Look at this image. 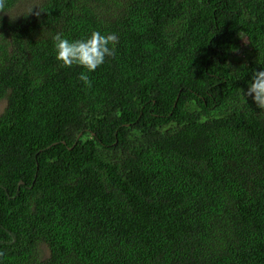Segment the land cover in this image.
<instances>
[{
	"label": "trees",
	"instance_id": "1",
	"mask_svg": "<svg viewBox=\"0 0 264 264\" xmlns=\"http://www.w3.org/2000/svg\"><path fill=\"white\" fill-rule=\"evenodd\" d=\"M261 65L264 0H3L0 264H264Z\"/></svg>",
	"mask_w": 264,
	"mask_h": 264
},
{
	"label": "clouds",
	"instance_id": "2",
	"mask_svg": "<svg viewBox=\"0 0 264 264\" xmlns=\"http://www.w3.org/2000/svg\"><path fill=\"white\" fill-rule=\"evenodd\" d=\"M0 7H3V0H0ZM118 39L115 33L105 34L95 30L80 39H69L57 33L53 37L55 58L62 67L84 69L78 78L87 88H91L93 82L90 74L115 56ZM242 95L246 102L251 98L259 109L264 110V65L252 72L247 91L242 90Z\"/></svg>",
	"mask_w": 264,
	"mask_h": 264
},
{
	"label": "rangeland",
	"instance_id": "3",
	"mask_svg": "<svg viewBox=\"0 0 264 264\" xmlns=\"http://www.w3.org/2000/svg\"><path fill=\"white\" fill-rule=\"evenodd\" d=\"M34 3V1H32ZM27 6H29V1L27 2ZM246 40L243 42V45L245 46L246 45ZM239 57L241 58L242 54L241 52L238 53ZM5 106H6V103L1 101L0 102V114L3 112V110L5 109ZM41 250H42V253H43V258H47L48 255H49V250L46 246H41Z\"/></svg>",
	"mask_w": 264,
	"mask_h": 264
},
{
	"label": "water",
	"instance_id": "4",
	"mask_svg": "<svg viewBox=\"0 0 264 264\" xmlns=\"http://www.w3.org/2000/svg\"><path fill=\"white\" fill-rule=\"evenodd\" d=\"M22 185H23V182H21V183L19 184V187L22 186ZM18 189H19V188H18Z\"/></svg>",
	"mask_w": 264,
	"mask_h": 264
}]
</instances>
